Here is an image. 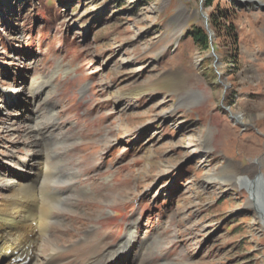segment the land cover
Returning <instances> with one entry per match:
<instances>
[{"label": "rangeland", "instance_id": "obj_1", "mask_svg": "<svg viewBox=\"0 0 264 264\" xmlns=\"http://www.w3.org/2000/svg\"><path fill=\"white\" fill-rule=\"evenodd\" d=\"M253 1L0 0V199L2 178L22 177L40 150L58 178L73 174L53 184L61 210L39 259L264 264V222L228 175L264 183V0ZM224 9L236 42L208 27L211 45L195 44L203 17ZM40 115L53 127L31 149L23 133Z\"/></svg>", "mask_w": 264, "mask_h": 264}, {"label": "bare ground", "instance_id": "obj_2", "mask_svg": "<svg viewBox=\"0 0 264 264\" xmlns=\"http://www.w3.org/2000/svg\"><path fill=\"white\" fill-rule=\"evenodd\" d=\"M23 81L24 78L22 79ZM175 87L176 84L173 82L172 88ZM39 117L40 121L23 133L24 136L33 141L30 143L31 149L40 148L44 144L43 139L46 131L53 127L52 119L42 115ZM234 118L238 123L243 121L242 116L235 115ZM43 120L44 123L42 122ZM41 152V150L38 151L36 156L24 168L23 176L27 172L31 173L32 179L30 182L25 181L22 178L23 176L2 178L4 194L0 199V264H18L16 260L19 259L22 261L29 260V264H60L58 257H56L59 254L58 249H52L53 254L43 259H39L40 256L38 257L36 254L38 252L35 251H37L36 248L41 242L46 245L50 244L48 242L49 239H47L48 231L50 230L49 222L54 218L53 213L56 210H61L58 207V203L62 190L53 187V184L71 181L73 174L70 171H66L67 169L64 167L66 170L62 171L61 176L58 178L55 175L56 171H54L52 162L49 161V158H46L48 154H45L46 157L43 154L47 153L46 150L42 154ZM67 168L69 169V167ZM231 174L228 173L230 175L229 179L233 183H240L250 193V204L256 209V213L264 222V183L262 178H260L261 176L254 175V177L240 178V180L236 181L233 180L234 178L231 177ZM207 180H210V178L208 177ZM49 247L53 248L51 244ZM109 258L110 256L104 259H92L83 264H107Z\"/></svg>", "mask_w": 264, "mask_h": 264}, {"label": "trees", "instance_id": "obj_3", "mask_svg": "<svg viewBox=\"0 0 264 264\" xmlns=\"http://www.w3.org/2000/svg\"><path fill=\"white\" fill-rule=\"evenodd\" d=\"M207 2L206 7H210V0H205ZM236 12L233 9H224L222 11H216V13H212L208 18V27L211 31L221 29L225 30V34L229 37L232 43L236 42V34L234 28L232 26L233 17ZM220 22L222 24H220ZM192 40L195 44L201 45L204 48H207L211 45V41L209 40V36L203 28H194L192 32ZM212 39V37H211ZM214 51L216 50L213 45Z\"/></svg>", "mask_w": 264, "mask_h": 264}, {"label": "water", "instance_id": "obj_4", "mask_svg": "<svg viewBox=\"0 0 264 264\" xmlns=\"http://www.w3.org/2000/svg\"><path fill=\"white\" fill-rule=\"evenodd\" d=\"M233 2H235V3H238V2H240V0H232ZM244 2H254V3H257L256 1H253V0H244ZM204 18V20H205V29L207 30V34H208V36H209V40L211 41L212 39H211V34H210V32L208 31V25H207V19L205 18V17H203Z\"/></svg>", "mask_w": 264, "mask_h": 264}]
</instances>
